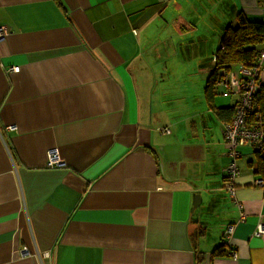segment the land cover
I'll return each instance as SVG.
<instances>
[{"label":"crops","instance_id":"0c3cea01","mask_svg":"<svg viewBox=\"0 0 264 264\" xmlns=\"http://www.w3.org/2000/svg\"><path fill=\"white\" fill-rule=\"evenodd\" d=\"M238 6L263 16L245 0H0V264H264L251 146L224 186L237 95L204 91Z\"/></svg>","mask_w":264,"mask_h":264},{"label":"built area","instance_id":"2783aa9c","mask_svg":"<svg viewBox=\"0 0 264 264\" xmlns=\"http://www.w3.org/2000/svg\"><path fill=\"white\" fill-rule=\"evenodd\" d=\"M264 16V2L262 3ZM7 28L0 26V42L6 36ZM18 66H11L9 71H18ZM264 71V43L258 50L254 64L250 67L237 65L221 71V78L216 83V87L231 94L237 95V101L233 108L231 118L223 123L222 135L227 155L230 157L229 162L224 168L225 180L224 186L230 196H234L235 177L237 168L235 160L238 157L237 147L241 145L251 146L253 149H261L264 141V114L261 112L258 102L257 93L260 89V76ZM162 133H168L169 128L159 127ZM49 167L59 166L62 164L58 153L55 149L48 152ZM257 185L263 184V179L255 180ZM243 217V215H241ZM233 232V226L228 225L223 233V239H229ZM254 234L264 235V222H260L254 231ZM22 254H28L27 248L21 249ZM231 256L235 257V251H230ZM41 256H45L41 254Z\"/></svg>","mask_w":264,"mask_h":264},{"label":"trees","instance_id":"16d2710c","mask_svg":"<svg viewBox=\"0 0 264 264\" xmlns=\"http://www.w3.org/2000/svg\"><path fill=\"white\" fill-rule=\"evenodd\" d=\"M264 43V16L260 19H251L242 11L235 14V23H228L224 28L219 47L214 53V65L208 74L204 91L209 99L216 83L221 78V71L242 65L250 67L254 64L256 54ZM257 102L264 114V84H261L257 93ZM255 154L257 173L264 180V141L261 149H253ZM225 251L217 247L212 255H223Z\"/></svg>","mask_w":264,"mask_h":264},{"label":"rangeland","instance_id":"374dc122","mask_svg":"<svg viewBox=\"0 0 264 264\" xmlns=\"http://www.w3.org/2000/svg\"><path fill=\"white\" fill-rule=\"evenodd\" d=\"M245 1H246V3H247V2H250V5H251L253 8L257 7V8H259V9H261L262 3L264 2V0H245ZM237 9L240 10V6H238ZM244 14H245V13H244ZM263 81H264V80H263Z\"/></svg>","mask_w":264,"mask_h":264},{"label":"water","instance_id":"95a60500","mask_svg":"<svg viewBox=\"0 0 264 264\" xmlns=\"http://www.w3.org/2000/svg\"><path fill=\"white\" fill-rule=\"evenodd\" d=\"M197 199H196V201L193 203V208H195L196 207V205H197Z\"/></svg>","mask_w":264,"mask_h":264}]
</instances>
